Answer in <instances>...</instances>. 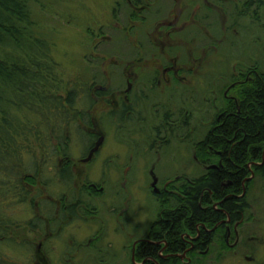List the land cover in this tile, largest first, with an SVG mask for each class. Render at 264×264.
Segmentation results:
<instances>
[{"label":"flooded vegetation","instance_id":"af4514ba","mask_svg":"<svg viewBox=\"0 0 264 264\" xmlns=\"http://www.w3.org/2000/svg\"><path fill=\"white\" fill-rule=\"evenodd\" d=\"M221 4L222 0L172 1L168 14L144 31L147 26L144 15H148L152 4L126 0L128 20L133 25L123 28L121 35L133 39L142 59L133 62V73L131 67V71L127 69L130 65L127 63L124 82L105 78L86 82L90 102L86 103V118L78 119L76 124L90 134L78 160L89 166L104 149L101 145L90 162L82 163L99 138L103 139L95 114L103 102L106 116L114 121L112 131L123 134L121 144L127 156L122 160V154L107 157L96 183L88 178L79 183L80 173L74 159L59 158V169L65 161L71 163L76 188H57L53 196L44 197L53 205L48 207L53 209L52 218L48 220L44 214L40 217L44 229L28 234L33 235V240L27 241L30 246L27 264H228L236 257L244 262L241 264L249 263L250 259L254 262L258 247L263 245L257 242L263 240L257 226L264 223V149L259 160L247 161L240 190L231 188V183L224 180L219 186L221 193L201 189L196 208L188 200L191 181L205 178L211 170L225 169L224 155L231 157L234 146L243 143L235 135L226 152L224 143L231 141L219 129L241 113L239 91L243 93L260 72L257 65L250 63L253 58L246 57L245 64L236 63L231 74L199 80L204 74L203 54L207 50L221 52L222 45L228 50L238 48L236 40L223 44L222 37H252V30L241 24L248 14L251 23L260 22L257 28L264 31V0H244L237 13L231 12L232 8L223 12L219 9ZM190 30L192 36L184 39ZM115 39L109 37L108 42L116 43ZM192 39L196 46L192 45ZM248 47L251 48V42L247 41ZM159 48L160 66L143 61L151 50L153 53ZM194 71H202L201 76L194 79ZM228 80L232 81L227 83ZM197 84L198 94L193 88ZM173 101L175 105L170 108ZM205 102L209 105L202 104ZM210 109L212 115H207ZM191 122L195 124L192 127ZM217 140L223 142L216 144ZM183 144H186L184 152L190 151L184 163L197 172L191 173L189 167L186 173L176 172V163L180 161L177 153ZM71 152L70 146V155ZM174 162V167L168 169ZM114 176L115 182H109ZM148 180L154 184L146 183ZM135 188L154 207L148 221L136 219V209H141V203L137 208L135 200L140 202L141 197L135 198ZM241 200L243 207L238 203ZM227 202H234L228 206L229 212L224 208ZM44 208L45 205L41 211ZM124 223H128L129 232L124 230ZM81 228L85 234L79 238L76 231ZM146 249L151 253H145Z\"/></svg>","mask_w":264,"mask_h":264},{"label":"trees","instance_id":"16d2710c","mask_svg":"<svg viewBox=\"0 0 264 264\" xmlns=\"http://www.w3.org/2000/svg\"><path fill=\"white\" fill-rule=\"evenodd\" d=\"M35 1L0 0V246L20 255L24 250L28 256L25 232L43 230L40 217L44 214L52 218L53 209L48 208L52 203L39 200L45 197L42 191L52 196L47 189L76 188L71 163L65 161L59 169L58 160L70 158L72 125L86 118L84 111L90 102L86 82L78 77L63 80L53 58V44L39 34L32 20L30 6ZM260 72L243 93L239 91L241 113L219 129L228 141L237 135L243 143L234 146L231 157L224 155L225 169L211 170L205 178L191 181L188 200L194 208L203 188L221 193L220 183L228 180L231 188L240 190L247 161L259 160L263 154L264 73ZM86 135L90 141V134ZM232 143H224L226 152ZM238 203L243 207L244 200ZM229 205L234 202L226 203L228 212ZM20 209L36 211L38 216L23 224ZM7 257L0 251V264H20Z\"/></svg>","mask_w":264,"mask_h":264},{"label":"rangeland","instance_id":"374dc122","mask_svg":"<svg viewBox=\"0 0 264 264\" xmlns=\"http://www.w3.org/2000/svg\"><path fill=\"white\" fill-rule=\"evenodd\" d=\"M145 1H148V3L152 4L147 11L148 15L146 16V13L144 15L147 17V26L144 28V31H148L152 27L153 21H156V19L168 14V10H170L172 7V1L174 2L175 0ZM243 1L244 0H234L233 2V0H229V3L228 0H222L223 5L221 4L219 9H221L223 12H227L232 8L230 11L237 13L241 10V3ZM125 4L126 0H36L35 3L33 2L31 4L30 10L32 14V20L38 28L39 34L43 36L48 42L53 44V58L59 65V71L61 72L63 76L62 78L65 82L73 80L77 77L81 78V80L84 82L95 80L93 78H96L97 82H100L103 78L116 82H124L123 71L124 67L128 66L127 63H130L127 69L130 70L131 67V73H133L135 68V64L133 62L141 60L142 57L141 53L139 52L141 50L135 49L136 47L133 46V39L130 38L127 40L125 35H121L123 28L129 29V27L133 25V21L128 20L130 11L129 7L127 8ZM142 4L144 6V2ZM234 8L235 11L233 10ZM251 20L252 17L250 14H248L246 19L241 20V24L243 26L247 25L248 28L252 30V37L250 38L249 36H240L237 38L231 35L224 36V32V37L221 38L223 40V44L233 43L234 40H236L239 49L233 47V49L228 50V48L225 49L224 45H222L221 52L219 50H207L203 54V63L206 64L204 68V74L201 76L202 71L199 73L198 71H194V79L201 76L199 80L203 82L205 79H207V77L215 76L216 78L223 77L225 73H227V75L228 73L231 74L236 63L240 65L245 64L243 62L247 61L246 57H252L253 61L250 60V63L253 62L260 68V71H264V31L257 28L258 25H261L260 22L253 25ZM138 25L140 26V24ZM142 34L145 35L144 32H142ZM192 34L193 31L190 30L184 35V39H189ZM109 37L116 38V43L115 41L109 43ZM137 39H141L139 37V33H137ZM192 40L194 41L192 45L196 46L197 43L195 42V39ZM247 41L249 44L251 42V48L248 47L246 49ZM160 52V48L157 49V52L153 53L151 50V54H149L143 61H148L149 63L152 61L155 67L160 66V59H158ZM199 55L200 54H198V56ZM193 58L197 57L194 55ZM154 59H156L157 62H154ZM162 60H164V58H162ZM231 81L232 80H228L227 83H230ZM193 88L196 91V94H198L200 91V85L197 84ZM202 104L205 106L209 105L206 104V102ZM174 105L175 102L173 101L170 108H173ZM210 106H213V101L210 102ZM96 110L97 111H95V114L99 123V130L103 135L102 145L104 146V149L92 161L91 165L84 166V164H81V162L78 161L84 151V145H86L88 142L87 135L84 133L86 131L83 129V126L79 125V123H77L78 127L77 124L74 123L71 129V157L76 162L78 172L80 173L78 178L79 183L83 182V180H86L87 178L89 182H99L102 164L107 157H113L116 154H120L121 156L122 154L120 158L122 160L127 156V152L121 144V141L123 140V134L112 131L113 127L111 122L113 123L114 121L106 116L105 104L103 102L100 103ZM208 114L212 115L211 109L207 115ZM200 119L202 118L200 117ZM207 119L208 117H205L206 123L208 121ZM194 121L197 123L196 118ZM193 125L195 124L191 122V127ZM195 132L197 133L198 129H196ZM184 145L186 144L179 146V153H177V156L180 159L177 160L180 161H177L175 170L179 173H186L189 167L191 173L194 171L197 172V170L190 169L191 165L184 163L185 160H188L190 154V151L188 150L184 152L186 148ZM174 165L175 162L168 169L173 168ZM161 172L162 171H159L158 173ZM114 180L115 176L109 178V182L111 183H114ZM147 182L151 183L152 180H148L146 183ZM152 183L154 184V181ZM130 189V191L133 193V188L130 187ZM46 191V193L51 195L52 193L55 194L56 192V190L52 191L49 189ZM42 192V195L46 196L44 194V190ZM135 193V198L141 197L140 202L135 200L137 208L140 207L139 203H141V209H136V219L148 221L151 216V211L154 209V207H152L150 201H148L147 198H142L141 192L139 191L138 193V189L136 188ZM39 200H44V198L41 197ZM20 210L22 215L21 218L24 217V220L21 219L23 224V221L26 222L28 220H32V218L37 213L36 211L33 213V210H31L33 214L29 212L27 213L26 209ZM127 218L130 221L132 215L127 216ZM23 227V225L20 226V228H22L20 231L21 234L24 230ZM257 227L259 230V237L263 238V240L257 239V242H261L263 245L259 246L258 250L256 251V256L254 257L256 261L254 260V262H252L253 259H250L249 263L245 264L264 263V223L259 222ZM123 228L126 232L130 231L128 223H124ZM76 233L79 238H82L85 234V230L81 228L79 231H76ZM27 236L28 234L25 232L23 240L26 243L28 240H33V235ZM0 248H3V250L0 251L7 254L8 260H12L20 264H27L28 259H26V251L23 250L21 253L22 255H20L17 250H11L1 246ZM240 260L241 258L236 257L228 262V264L244 263Z\"/></svg>","mask_w":264,"mask_h":264},{"label":"water","instance_id":"95a60500","mask_svg":"<svg viewBox=\"0 0 264 264\" xmlns=\"http://www.w3.org/2000/svg\"><path fill=\"white\" fill-rule=\"evenodd\" d=\"M102 143H103V139L99 138V140L96 142L94 148L90 151L88 157L85 159L84 162H89L92 159L94 154L98 152V150L101 147Z\"/></svg>","mask_w":264,"mask_h":264}]
</instances>
